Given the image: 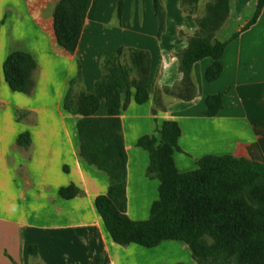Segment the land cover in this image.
I'll list each match as a JSON object with an SVG mask.
<instances>
[{"label": "crops", "instance_id": "crops-1", "mask_svg": "<svg viewBox=\"0 0 264 264\" xmlns=\"http://www.w3.org/2000/svg\"><path fill=\"white\" fill-rule=\"evenodd\" d=\"M118 1L91 0L75 52L69 54L54 37L52 11L58 0H0V94L7 87L2 65L9 52L27 50L37 64L35 88L21 98L22 104L12 105L0 95V114L2 107L12 108L8 118H0V264H95L97 258L100 264H195L187 245L179 241H163L151 249L114 244L94 208L108 180L78 158L77 116L66 114L62 101L78 64L81 81L74 92H90L101 76L100 60L121 46L150 54L149 99L142 105L131 99L119 117L126 152V214L131 220L149 217L159 185L146 177L148 153L136 142L156 135L163 121L180 127L178 150L172 154L179 173L194 170L195 161L206 155L264 163V7L244 29L252 18L244 14L255 10L258 0H231L223 25L231 21L236 26L221 41L237 36L219 60L218 78L205 80L213 60L204 58L191 70L195 97L185 102L161 93L157 105L156 90L182 78L178 55L196 30L193 18L204 14L208 0L202 13L193 15L182 12L180 0H163L165 22L159 34L152 0H122L119 17ZM216 94L222 96L221 110L204 116L205 98ZM15 109L27 114L17 120ZM96 115H105L103 102ZM25 132L30 145L21 147L16 139ZM70 184L81 193L60 198L58 190ZM32 246L35 254L29 253Z\"/></svg>", "mask_w": 264, "mask_h": 264}, {"label": "trees", "instance_id": "trees-1", "mask_svg": "<svg viewBox=\"0 0 264 264\" xmlns=\"http://www.w3.org/2000/svg\"><path fill=\"white\" fill-rule=\"evenodd\" d=\"M200 1L180 0V9L193 15ZM90 3L91 0H58L53 8L56 44L69 54L75 52ZM230 3L231 0H208L204 14L193 18L196 30L178 55L182 78L172 87L156 90V105L161 93L191 101L196 93L192 66L204 58L213 60L204 73L205 80L218 78L222 71L219 60L228 42L237 36L235 33L225 41L215 38L229 15ZM152 7L159 34L165 22L163 0H152ZM263 7L264 0H258L244 29L256 21ZM121 11L119 0L118 17ZM149 68L147 51L121 46L112 56L100 60L101 76L90 92H74V86L81 81L78 64L77 74L69 81L63 97L62 110L77 116L78 158L108 180L106 193L94 199L105 232L119 246L135 244L151 249L167 240L183 242L195 264H264V163L231 155H206L195 161L194 170L179 173L172 159L180 136L175 121H163L156 128V135L137 140L136 145L148 153L146 177L159 182L158 198L150 205L146 220L134 221L127 216L126 152L119 117L131 99L137 105L148 101ZM36 69L27 50L11 51L2 65L3 80L10 91L30 95L36 84ZM101 102L105 115L97 116ZM204 103L202 114L213 117L222 108V96L208 95ZM16 144L28 147L29 134H20ZM80 193L73 184L58 190V196L65 200ZM35 250L32 246L29 253L35 254ZM100 262V258L95 260V264Z\"/></svg>", "mask_w": 264, "mask_h": 264}, {"label": "rangeland", "instance_id": "rangeland-1", "mask_svg": "<svg viewBox=\"0 0 264 264\" xmlns=\"http://www.w3.org/2000/svg\"><path fill=\"white\" fill-rule=\"evenodd\" d=\"M206 1L207 0H201L198 3V11L196 9V11H195L196 13H199V14L202 13L203 6H204V4H205ZM253 11H254V7H252V9L247 10L245 12V14H244V18H251L252 15H253ZM235 26L236 25L233 24L231 21H227L225 23V25H223L221 27V29H219L218 32H216L217 35L215 34V38L217 40H219V41L227 38L232 33V31L234 30V27ZM5 88H6L5 89L6 91L3 92V93H1L0 95H1V97H3L5 99H7L8 101H10L9 103H11L12 105H18L19 103L22 104L23 103L22 102L23 99H21V98H25V96L26 97L29 96V95H25V94L13 93L7 87H5ZM24 102H26V101H24ZM11 109H12L11 107H5V108L2 107L1 108L2 113L0 114V118H3V119L4 118H8V116H10V113L12 114V110ZM24 114H27V112L26 111L22 112L21 110H18V109H15V111H14V115L15 116L18 115L19 118L22 117V115H24ZM38 117H40V115ZM38 149L40 151V148H38ZM0 210H1V208H0Z\"/></svg>", "mask_w": 264, "mask_h": 264}]
</instances>
